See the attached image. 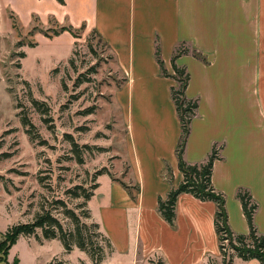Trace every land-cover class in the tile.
I'll list each match as a JSON object with an SVG mask.
<instances>
[{"label": "crops", "instance_id": "obj_1", "mask_svg": "<svg viewBox=\"0 0 264 264\" xmlns=\"http://www.w3.org/2000/svg\"><path fill=\"white\" fill-rule=\"evenodd\" d=\"M5 2V9L12 11L24 28L32 25L33 18L43 25L50 21L76 29L84 25L118 57L114 64L127 93L125 113H121L124 92L118 90L113 98L126 125L124 156L132 162L125 178L138 189L132 198L121 184L123 179L100 174L88 207L100 196L102 214L122 230L120 245H114L131 258V264L154 260L158 264H207L209 257L220 253L213 222L215 202L181 193L173 224L158 211L159 198L165 199L182 180L176 158L181 128L170 93L171 87L177 86L172 64L178 48L186 50L174 59L189 73L185 95L198 103L189 123L183 158L190 164L203 162L216 146L218 157L212 165L211 183L225 198L230 229L236 234L248 233L236 197L238 189L245 187L257 204L254 224L264 235V0ZM53 39L65 42L71 51L74 37L68 31ZM156 45L168 76L161 73ZM144 100L152 103L148 112L141 110ZM166 170L168 180L162 177ZM96 223L109 236L102 223ZM37 234L41 236L39 230ZM22 238L28 247L54 240L39 242L33 235L20 236L8 254ZM237 263L259 262L234 257L233 264Z\"/></svg>", "mask_w": 264, "mask_h": 264}, {"label": "rangeland", "instance_id": "obj_2", "mask_svg": "<svg viewBox=\"0 0 264 264\" xmlns=\"http://www.w3.org/2000/svg\"><path fill=\"white\" fill-rule=\"evenodd\" d=\"M5 1L0 0V230L31 219L42 203L52 206L54 200L62 199L68 207H75L79 200L69 197L66 189L79 183L91 186L93 175L100 170L116 180L123 179L128 193L135 194L138 185L125 178L132 165L124 156L126 125L120 120L113 98L118 90L124 92L121 113H125L127 93L114 64L118 57L110 54L94 30L86 29H76L69 52L65 42L45 36L53 32L52 21L43 25L33 18L32 25L24 28L12 11L5 9ZM33 41L36 45L30 47ZM172 71L174 79L179 80L180 75ZM32 99L44 103L39 106L41 111ZM132 106L135 113L134 97ZM151 108L149 101L141 104L143 112ZM21 116L28 118L32 126H24ZM162 177L170 178L168 170ZM99 198L95 197L89 208L113 245L104 264H131V258L116 249L122 230L102 214ZM62 211L61 207L53 209L66 223ZM128 238L130 242V232ZM224 244L228 242L224 240ZM14 258L19 264H48L53 258L64 264H93L79 249L65 252L58 239L42 245L34 242L28 247L22 238L8 254L9 264ZM221 260L218 253L209 257L207 264H221Z\"/></svg>", "mask_w": 264, "mask_h": 264}, {"label": "trees", "instance_id": "obj_3", "mask_svg": "<svg viewBox=\"0 0 264 264\" xmlns=\"http://www.w3.org/2000/svg\"><path fill=\"white\" fill-rule=\"evenodd\" d=\"M56 1L64 3V0ZM12 26L14 27L15 24L13 23ZM52 29L53 32L46 33L45 36L50 37L68 31L75 37L76 28L71 25L56 23ZM78 29H84V25ZM35 45L36 42L34 41L29 43L30 47ZM183 51L186 50L178 48L173 56L172 68L176 74L180 75V79L176 80L178 85L176 87L172 86L170 90L181 128L176 146V158L178 169L182 173V180L176 187L170 189L165 199L159 198L158 211L169 224H173L176 201L181 193H190L202 201H213L216 203L213 222L219 241L221 264H232L234 257L243 260L256 259L260 264H264V235L258 233L253 221L257 204L252 200L247 190L239 188L236 197L241 203L248 225V233L236 234L227 223L225 198L222 193L215 190L211 183L212 165L218 157L216 146L212 147L208 157L203 162L190 164L183 158L184 147L189 134V123L198 106L197 100L189 99L185 95L189 73L184 66H178L174 63L175 57ZM155 56L160 65L161 73L168 76L162 65L158 45L155 48ZM32 103L39 110V106L44 104L36 99H32ZM21 122L24 126H32L30 120L26 117L21 116ZM26 132L30 134V128H27ZM103 173L110 175L106 170L96 172L92 177L95 181L89 187L79 183L66 189L65 193L69 197L79 200L75 207H68L62 199L54 200L52 206H45L42 203L30 220L26 222L18 221L8 226L5 232L0 233V261L9 264L7 260L9 249L16 243L18 238L33 235L39 242L42 239H58L62 243L65 252L69 253L76 247L85 252L93 264H100L107 255L113 252V245L109 237L100 230L99 224L92 220L88 201L94 194V189L98 186L96 181L98 175ZM38 180L41 185L44 184L43 178L39 177ZM121 184L127 187L125 183L121 182ZM131 197L134 198V194H131ZM58 207L63 209L61 213L64 219H67L66 223L54 214L53 209ZM38 230L41 236L37 234ZM224 240L228 242L227 245L224 244ZM229 249L232 252L228 254ZM11 264H19V260L14 258ZM48 264H64V261L53 258Z\"/></svg>", "mask_w": 264, "mask_h": 264}]
</instances>
